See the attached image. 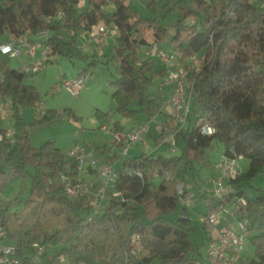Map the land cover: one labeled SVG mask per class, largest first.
Returning a JSON list of instances; mask_svg holds the SVG:
<instances>
[{
	"label": "trees",
	"instance_id": "1",
	"mask_svg": "<svg viewBox=\"0 0 264 264\" xmlns=\"http://www.w3.org/2000/svg\"><path fill=\"white\" fill-rule=\"evenodd\" d=\"M157 3L152 0L148 10L156 13ZM162 8L177 10L180 17L165 24L156 17L143 16L127 0H0V43L11 36L33 35L47 29L52 33V56L87 61L90 56L79 47V34L100 23L113 27L117 34L112 60L119 62V77L111 82L112 98L116 112L130 122L140 115L144 116L141 122L150 120L160 112L149 89L166 69L157 57L144 55L143 48L150 44L147 30L153 31L161 47L174 31L173 51L183 62L197 54L205 58L203 67L190 74L195 79L192 112L187 128L174 137L175 155L142 153L123 157L114 151L119 147L116 141L94 148L108 162H122L116 190L126 200H117L112 192L103 211L94 216L88 197L71 198L66 194L64 175L74 182L86 179L78 170V161L54 142L31 145L22 110L41 102L40 91L25 82L27 75L2 65L0 96L12 103L15 135L13 139L0 140V221L9 242L23 256L39 243L47 247L45 255L51 257L48 264L60 256L68 257L72 264H209L201 249L189 240L196 229L187 219L171 220L164 211L177 206L187 208L179 203L177 183L187 190L189 184L197 182L198 164L204 161L212 141L221 139L229 145L224 156L248 159L249 166L246 170L241 166L243 171L226 181L229 190L221 196L205 197L206 214L223 208L233 212L224 214L223 224L238 219L248 221L257 229L248 238L256 257L249 264H264V190L254 189V196L246 191L264 169V7L250 0H223L218 8L210 0H165ZM60 11L63 18L58 17ZM189 20L195 24H188ZM181 30L187 35L183 37ZM157 60L162 64L159 70L155 69ZM138 102L142 105L134 109L133 104ZM58 115L56 110H45L33 125ZM200 122L208 123L214 132L203 133ZM153 130L156 129L149 137L157 143L168 135L155 136ZM111 131L123 132L119 121L113 123ZM5 133L6 129L1 128L0 134ZM181 165L188 168L185 180L178 176ZM30 169L35 173L31 174ZM167 173L172 176L169 180ZM18 177L31 178L29 197L23 201L18 196L5 203L1 194ZM13 207L19 208L12 210ZM114 208L119 209L116 212ZM151 240L171 248L159 252ZM139 242L149 251L148 256L138 257L135 245ZM239 261L240 258L229 264Z\"/></svg>",
	"mask_w": 264,
	"mask_h": 264
},
{
	"label": "rangeland",
	"instance_id": "2",
	"mask_svg": "<svg viewBox=\"0 0 264 264\" xmlns=\"http://www.w3.org/2000/svg\"><path fill=\"white\" fill-rule=\"evenodd\" d=\"M152 0H127L134 10L140 12L148 18L156 17L160 22L172 24L180 17L177 10L166 11L162 8L165 0H158L157 12L153 13L148 10L147 6ZM215 7H220L223 0H210ZM251 3L264 7V0H250ZM84 4L80 5L83 8ZM109 10H112L110 8ZM188 24H195V21L189 20ZM110 28L109 39L100 43H95L90 40V34L95 33L94 26L85 28L78 36L79 47L83 52L88 53L90 58L87 61L72 60L65 56L54 55L46 64L45 68L33 76L25 78V82L33 84L41 93V102L46 110H56L58 117L34 126L33 123L41 117V114L36 115L35 107H29L22 110V114L28 123L30 131L31 145L40 147L46 142L51 141L67 153L68 150H75L87 155L91 149L96 146H110L115 142L116 134L111 131L115 121H121L123 125L122 135L130 131L131 125L139 124L144 119L143 115L138 117V120L130 122L120 113L116 112V102L112 98L114 88L111 82L119 77V62L112 60L114 53V32L113 27ZM187 31L181 30V35H187ZM174 31H170L167 40L162 44L163 48L173 50L175 45L171 42ZM67 38L70 35H66ZM147 42H156L152 30L146 31ZM86 45L87 48L83 49ZM0 62L6 68L18 69L19 60L8 57H1ZM162 68L159 60L155 62V69ZM85 76V84L82 92L78 96H72L70 92L63 86V82L67 79L71 80L79 75ZM164 92L159 89L158 83L152 85L149 89L151 98H156L158 105L162 104V95ZM7 104L8 109L3 106ZM142 104L140 102L133 104L134 109H139ZM12 103L9 98L0 96V129H14V120L12 118ZM156 142H150L148 145L138 143L133 147L128 156H139L145 153L148 148L156 146ZM116 146V145H115ZM163 149L156 148L155 155L160 154L170 156L175 155V152L168 151V145ZM119 155L122 152L119 147H114ZM229 150L227 145L221 139H214L206 152L205 159L198 164L197 182L189 184L187 190L194 194V204L188 208L176 207L174 210H165L164 215L171 220L178 221L187 219L191 226L196 229V233L192 232L189 240L193 242L195 248H200L205 257L210 246V234L203 228L201 218L205 215L207 205L205 204V196L218 197L211 180L217 176L218 165L223 156ZM240 165L246 170L249 166L248 159H240ZM34 174V169L29 170ZM87 175V174H83ZM180 175L185 180L189 176L188 168L182 166L179 168ZM32 187V180L29 177H18L9 182L5 190L1 194V198L5 203L14 200L16 197H21L24 201L29 197ZM186 187V186H185ZM254 189L264 190V169L253 180L252 185L246 188L249 195L254 196ZM229 189L225 185L223 193ZM19 207H13L16 210ZM232 226L237 230V224L232 221ZM159 252H168L171 246H167L163 242L156 240L150 241ZM135 251L138 252V257L149 255V251L142 244L136 243ZM239 264H249L256 258L254 247L247 238L244 243V249L239 254ZM189 256H191L189 254Z\"/></svg>",
	"mask_w": 264,
	"mask_h": 264
},
{
	"label": "built area",
	"instance_id": "3",
	"mask_svg": "<svg viewBox=\"0 0 264 264\" xmlns=\"http://www.w3.org/2000/svg\"><path fill=\"white\" fill-rule=\"evenodd\" d=\"M59 18L64 17L62 11L58 14ZM95 33L90 34V40L100 43L110 36V28L104 23L94 26ZM52 33L45 29L33 35L11 36L5 42L0 43V58L5 56L19 60V72L33 76L42 71L46 64L53 57V48L49 43ZM87 46L84 45L83 49ZM144 55L147 57H157L165 65L166 73L161 76L157 83L160 90L171 87V95L168 99L170 106V115L168 120H158V116L150 120L139 123L132 130L122 134H116V146L121 149V155L128 156L129 151L138 143L147 144L149 133L153 128L158 133L168 134L162 141L160 146L168 145L169 152L176 153L174 137L177 132L187 128L189 118L192 112L193 93L195 79L190 78V74L200 70L205 62L204 56L193 55L186 62L181 61L178 52L168 50L161 47L158 43L153 42L143 48ZM4 81V71L0 62V83ZM85 84V76L79 75L74 79H67L63 82V86L70 92L72 96H78ZM8 109V105L3 106ZM45 108L42 103L35 106L36 115L43 114ZM201 130L205 134H212L214 129L206 122H200ZM15 130L7 129L5 134H0V140L4 138L13 139ZM152 155V152H145ZM67 156L78 161V170L86 178L84 181L74 182L70 176L64 175L66 194L71 198L79 196L88 197L93 207V216L100 214L104 209V204L110 193L113 192L114 197L121 202H125L122 192L116 190V183L119 177V167L115 163L108 162L100 155L96 154L94 149L87 155H83L79 151L68 150ZM241 157L229 158L223 156L218 165V173L211 180L216 192L221 196L226 181L235 178L243 169L239 163ZM92 170V171H91ZM137 174L142 177L140 172ZM158 176V173L155 174ZM170 173L166 174V179H171ZM179 194V203L184 207H190L194 204V194L184 188L181 182L177 183ZM245 203V201H243ZM119 208H114L118 211ZM227 211L223 208H217L201 218L203 228L210 234L211 244L207 252L209 264H229L234 263V259L239 258L240 253L244 249V243L247 238L257 232L256 228L249 225L246 220H237V230L232 226V222L222 224V219ZM93 218V217H92ZM90 218V219H92ZM139 240V236L136 238ZM47 247L39 243H34L31 252L23 256L18 252L16 245L8 240V233L0 221V264H48L51 257L45 254ZM50 264H72L66 256H60Z\"/></svg>",
	"mask_w": 264,
	"mask_h": 264
},
{
	"label": "crops",
	"instance_id": "4",
	"mask_svg": "<svg viewBox=\"0 0 264 264\" xmlns=\"http://www.w3.org/2000/svg\"><path fill=\"white\" fill-rule=\"evenodd\" d=\"M116 31L114 30V32L113 33H115ZM110 34H111V32H110ZM113 37V40L115 41V35L114 36H112ZM107 39H109V37L107 38ZM81 75H83V74H81ZM162 91H164V92H161V93H163V95L161 96L162 98V104L161 105H159V107H160V112H158V120H160V119H162V120H168V118H169V115H170V106L168 105V99H169V97H170V95H171V91H172V88L171 87H167V88H165V89H163ZM120 122V124H121V121H119ZM138 124H133V125H131V128H130V130H132L134 127H136ZM121 126L123 127V125L121 124ZM128 132V131H127ZM155 136H157L158 135V132L156 131V130H153V132H152ZM160 134V133H159ZM150 142H156V141H154L151 137H149L148 136V139H147V145H148V143H150ZM143 146L145 145V144H142ZM164 147H167V146H160L159 147V143H156V146L155 147H152L151 149L150 148H148L147 150H146V152H152L153 150L155 151V149L156 148H159V149H163ZM130 152V151H129ZM156 152V151H155ZM155 152H153L152 153V155H155ZM163 152V151H162ZM161 152V153H162ZM128 155H129V153H128ZM124 157V156H123ZM123 157H122V159H123ZM129 157H131V156H129ZM133 157V156H132ZM115 164H116V166L117 167H120L121 165H122V162L121 161H117V162H115ZM205 197H208V196H205ZM205 204H206V202H205ZM207 205V204H206ZM207 211H208V209H206V212L204 213V214H206L207 213ZM222 224H223V221H222ZM210 244H211V239H210ZM233 259H234V263L239 259V258H234V256L232 257Z\"/></svg>",
	"mask_w": 264,
	"mask_h": 264
}]
</instances>
